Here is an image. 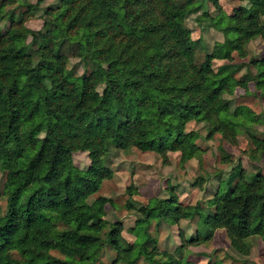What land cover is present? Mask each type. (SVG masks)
<instances>
[{"label":"trees","instance_id":"16d2710c","mask_svg":"<svg viewBox=\"0 0 264 264\" xmlns=\"http://www.w3.org/2000/svg\"><path fill=\"white\" fill-rule=\"evenodd\" d=\"M211 1L219 10L220 0ZM239 1L246 5L233 17L219 10L213 25L225 42L200 62L185 21L201 11L202 0H60L45 10L41 31L26 23L44 0H0V22L10 24L0 29V264H95L106 246L117 252L115 264H195L186 263L184 246L210 242L218 230L241 256L251 254L253 240L264 242V175L241 166L218 176L206 202L186 205L174 187L147 205L129 202L141 214L133 244L120 221L106 231L113 201L91 202L114 176L106 164L113 148L179 153L183 162L201 157L202 136L188 130L191 123H204L210 139L221 134L232 145L247 133L264 150V140L250 133L251 109L231 111L225 98L238 89L249 94L251 83L264 96V57L250 62L257 74L240 79L243 65L211 64L232 62L235 52L246 58L248 42L264 40V0ZM71 57L84 63L82 75L69 69ZM79 152L90 156L86 172L74 164ZM135 190L127 189L131 199ZM195 218V238L182 233L175 252L159 251L154 222L160 228Z\"/></svg>","mask_w":264,"mask_h":264},{"label":"rangeland","instance_id":"374dc122","mask_svg":"<svg viewBox=\"0 0 264 264\" xmlns=\"http://www.w3.org/2000/svg\"><path fill=\"white\" fill-rule=\"evenodd\" d=\"M36 5L39 0H29ZM60 0H44L40 4V10L35 18L27 21L26 27L34 31H41L45 25V10L57 5ZM245 3L239 0H220L221 12L228 16H235ZM211 0H202V9L198 13L189 14L185 21L192 45L198 52L199 61L206 60L207 55H212L217 43L225 42L223 32L214 28L213 20L218 17L220 11ZM205 14V16H204ZM264 20V18H263ZM8 21L0 22V29L9 27ZM247 57L241 58L238 53H233L234 60L214 59L211 64L215 70L226 64L243 65L235 77L240 79L247 73L257 74L258 70L250 62L252 59L264 57V40L260 37L248 42L246 45ZM69 69L77 75H82L86 67L82 60L71 57ZM262 91H256L253 83L250 85V93L246 94L238 89L234 95H225L231 102V111L238 106H246L251 109L250 133L264 140V96ZM188 130L198 131L202 139L198 144L203 149L201 157L183 162L179 153H170L162 157L154 152H142L136 148L127 150L113 148L106 158V164L114 171L111 180L105 181L101 190L91 199L93 202L98 197H107L113 201V205H107L106 221L108 232L110 226L120 221L125 231L123 237L127 243L133 244L136 235L132 233L137 219L141 214L137 210L127 208L129 202L136 206L147 205L153 198H167L170 196L169 188L174 187L179 200L186 205H195L198 202H206L211 198L213 191L222 179L230 176L235 167H243L248 175L261 173L264 175V150L258 151L252 143L251 136L247 133L238 135L235 145L223 139L221 134L213 138L208 137V129L204 123H191ZM74 164L81 171L86 172L91 167V159L88 153L79 152L73 156ZM220 175V179L219 176ZM210 177V180L202 187L192 184L198 177ZM5 183V176L0 171V192ZM129 187L136 189V194L131 199L127 193ZM2 205H5L3 202ZM199 218L183 220L179 225L163 224L157 228L154 222L150 227L151 235L157 240L159 251L173 253L184 244L182 233L187 240L193 239L199 229ZM186 263L209 264L211 261L221 264H264V242L253 240V249L249 256H241L232 247L229 237L224 230L216 231L212 241L203 245L184 246ZM55 256L64 258L59 252H53ZM117 252L110 246H106L99 255L95 264H115ZM124 264V263H120ZM138 264H147L142 259Z\"/></svg>","mask_w":264,"mask_h":264}]
</instances>
